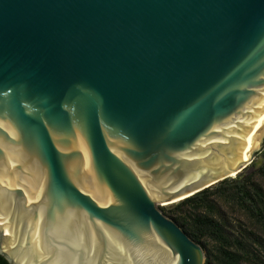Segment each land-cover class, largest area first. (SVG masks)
Returning <instances> with one entry per match:
<instances>
[{
    "label": "water",
    "instance_id": "1",
    "mask_svg": "<svg viewBox=\"0 0 264 264\" xmlns=\"http://www.w3.org/2000/svg\"><path fill=\"white\" fill-rule=\"evenodd\" d=\"M263 143L264 0H0L8 264H204L158 206Z\"/></svg>",
    "mask_w": 264,
    "mask_h": 264
},
{
    "label": "trees",
    "instance_id": "2",
    "mask_svg": "<svg viewBox=\"0 0 264 264\" xmlns=\"http://www.w3.org/2000/svg\"><path fill=\"white\" fill-rule=\"evenodd\" d=\"M258 154L264 155V143ZM225 208L234 216L226 217ZM162 213L202 246L204 264H264V158L250 174L223 180Z\"/></svg>",
    "mask_w": 264,
    "mask_h": 264
},
{
    "label": "rangeland",
    "instance_id": "3",
    "mask_svg": "<svg viewBox=\"0 0 264 264\" xmlns=\"http://www.w3.org/2000/svg\"><path fill=\"white\" fill-rule=\"evenodd\" d=\"M263 158L264 155L263 154H256V156L254 157L252 163L250 165H248L246 167V169H244L240 174L242 175H246V174H250L251 172L255 171L263 162ZM239 175V174H238ZM238 175H236L234 178H236ZM234 178H229V180H233ZM177 203L174 204H170V205H162L159 204L160 206H158V208L162 211H168L173 209L176 206ZM233 210L232 208H225L223 210V214L228 217L231 218L234 216V214L232 213ZM206 248L209 249L210 251H213L212 245L211 244H206Z\"/></svg>",
    "mask_w": 264,
    "mask_h": 264
},
{
    "label": "bare ground",
    "instance_id": "4",
    "mask_svg": "<svg viewBox=\"0 0 264 264\" xmlns=\"http://www.w3.org/2000/svg\"><path fill=\"white\" fill-rule=\"evenodd\" d=\"M247 163V162H246ZM236 176V173H234L233 175H230V177L231 178H234ZM176 202H178V200H176V201H173V202H166V203H162V205H170L171 203H176Z\"/></svg>",
    "mask_w": 264,
    "mask_h": 264
},
{
    "label": "flooded vegetation",
    "instance_id": "5",
    "mask_svg": "<svg viewBox=\"0 0 264 264\" xmlns=\"http://www.w3.org/2000/svg\"><path fill=\"white\" fill-rule=\"evenodd\" d=\"M0 264H8L7 261L0 255Z\"/></svg>",
    "mask_w": 264,
    "mask_h": 264
}]
</instances>
